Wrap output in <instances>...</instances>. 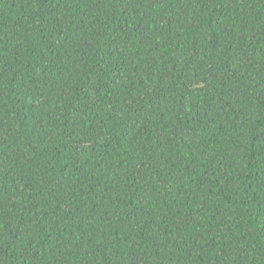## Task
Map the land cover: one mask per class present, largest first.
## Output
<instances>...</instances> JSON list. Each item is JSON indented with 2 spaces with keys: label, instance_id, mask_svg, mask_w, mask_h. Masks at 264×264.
I'll return each instance as SVG.
<instances>
[{
  "label": "trees",
  "instance_id": "1",
  "mask_svg": "<svg viewBox=\"0 0 264 264\" xmlns=\"http://www.w3.org/2000/svg\"><path fill=\"white\" fill-rule=\"evenodd\" d=\"M0 264H264V0H0Z\"/></svg>",
  "mask_w": 264,
  "mask_h": 264
}]
</instances>
